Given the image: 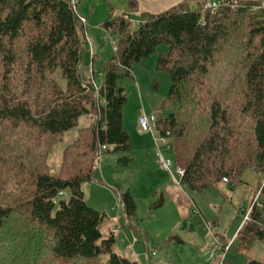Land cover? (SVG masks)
Here are the masks:
<instances>
[{
  "label": "trees",
  "instance_id": "1",
  "mask_svg": "<svg viewBox=\"0 0 264 264\" xmlns=\"http://www.w3.org/2000/svg\"><path fill=\"white\" fill-rule=\"evenodd\" d=\"M218 1L211 11L204 0H182L142 14L135 27L110 15L102 29L113 55L98 86L95 56L91 77L82 73L85 25L67 0H0V264H139L117 254L112 228L100 229L105 214L87 204L82 186L93 181L102 153L132 151L121 82L160 45L168 51L157 55L155 70L170 86L158 110L169 113L156 116V127L169 132L180 183L201 194L242 183L246 170L264 177V0ZM81 118L90 121L78 127ZM73 128L52 174L49 153ZM256 195L235 237L241 252L264 242V181ZM117 208L130 227L132 192L118 195Z\"/></svg>",
  "mask_w": 264,
  "mask_h": 264
},
{
  "label": "rangeland",
  "instance_id": "2",
  "mask_svg": "<svg viewBox=\"0 0 264 264\" xmlns=\"http://www.w3.org/2000/svg\"><path fill=\"white\" fill-rule=\"evenodd\" d=\"M85 4L88 10L93 7L97 18L102 9L107 10L104 0H87ZM82 6L83 4L81 8L78 6L79 14ZM190 6L195 8V4ZM91 21L89 23L92 25ZM88 27L94 31V36L89 40L97 41L101 46V49L95 52L94 58V68L98 73L95 75V83L99 86L103 80L101 67L113 55L114 40L99 27L85 25L83 31L86 32ZM87 45L88 42L82 49L81 68L85 77H91V55ZM167 51L165 45L158 46L156 54L137 63L132 69L131 77L122 80L127 98L122 111L123 126L129 134L132 151L126 154L102 153L96 162L98 170L93 174V181L82 186L85 200L91 208L105 214L100 226L104 235L108 234L111 223L120 216L124 232L120 229L113 231L116 239L115 250L117 254L123 255L122 249L125 247L139 264L141 260H146L148 252L154 253L156 259L162 260V264H213V258L216 264H220L222 260L230 264H247L248 258L263 261V241L255 243L245 255L237 250L233 237L238 225L243 223V212L254 199L256 200L259 185L264 181L263 176L246 170L241 178L242 183H222L216 189H208L201 194H191L188 188L182 185V189L189 197H193L203 214V218L200 215L193 220L191 200L188 197H182L183 201L179 197L166 196L162 186L169 181V177L167 173L160 171L158 164L151 165L150 151L156 148L151 134L140 131L138 117L144 113L147 116L154 114L163 118L169 113L158 110V103L167 94L170 79L166 73L155 70L157 55ZM84 56L88 61L86 63L85 60L83 64ZM153 82L157 83V88L153 87ZM89 121V118H81L78 127L87 125ZM75 137L76 128H73L65 132L51 149L47 162L52 174L58 172L62 151ZM160 150L164 158L174 166L171 152L165 147ZM154 152L156 157V150ZM121 157H128L131 162L123 166L118 162ZM155 159L157 163V158ZM128 190L136 201V215L131 218L130 227L125 224L121 209H117L118 195ZM160 199L162 206L157 207ZM259 200L264 201V197L261 196ZM188 224L191 227L190 232L185 231ZM192 234H195L196 242H185ZM145 237L148 241H145ZM180 239L183 242H180ZM206 248H209V260L201 255ZM213 253H216L215 256Z\"/></svg>",
  "mask_w": 264,
  "mask_h": 264
},
{
  "label": "crops",
  "instance_id": "3",
  "mask_svg": "<svg viewBox=\"0 0 264 264\" xmlns=\"http://www.w3.org/2000/svg\"><path fill=\"white\" fill-rule=\"evenodd\" d=\"M104 1H105L107 10H106V8L102 9V12L99 13L100 15L97 18L96 15H95V12L93 10V7H91V9L88 10V8H87V6L85 4L87 2V0H79V3L77 5V9H76L77 15L82 17V18H84L86 20V24H85L86 26H94V27L102 28L103 21L106 18H108L110 15L123 16V17L128 16V19H130V21L139 22L140 17H141L142 14H145V13L158 14V13L164 11V10H167V9L177 5L182 0H104ZM82 4H83V6H82L83 9L81 11V14H79L78 13V6H80V8H81ZM90 20H92L91 22H93L92 25H91V23H89ZM85 35H86V43L84 44V46L88 42L89 45H87V46H88L89 54L95 56V52L97 50H100L101 46L99 45V43L97 41H92V40L90 41L89 40L90 37L94 36V31L92 30V28L88 27V29H86ZM84 46H83V48H84ZM91 57H90V66H91ZM85 60H86V63H87L88 59L86 58V56H84L83 64L85 63ZM154 151H150V152H152V156L151 157L149 156V154H148V156L150 158L151 165H156L157 166L156 159H155L156 157L153 155V153H155ZM166 175L169 177V181H166L164 187L162 186L163 191L165 192L166 196H168V195L170 196L171 195L172 197H174V196L175 197H179L181 200H183L182 197H186V198L188 197L191 200V202H192V208H191V216L192 217L191 218L193 220H196V216H200V215L203 218V214H202L201 209L197 206L196 201L193 199V197H189L187 192L184 189H182V184L181 183H179V184L174 183L172 181V178L170 177V175L169 174H166ZM176 179L179 180V178L177 176H176ZM190 193L193 194L192 192H190ZM160 206H162V199H161V205ZM125 224H126V220H125ZM111 225L110 226H111L113 231H115L116 229H120L122 232H124L120 216H118L116 221L115 222L113 221V223H111ZM240 227H241V224L238 225V228H237V230L235 231V233L233 235L234 239H235L236 234H237V232H238ZM185 231L186 232H190L191 231L190 225L186 228ZM122 232H120V234ZM196 239L197 238L195 237V234H192V235L187 237L185 242H187V241L196 242ZM145 241H148L146 237H145ZM180 242H183V241L180 239ZM211 248L213 249L214 246H212ZM236 248H237V246H236ZM208 250H209V248H206L204 254H201L203 257H207V260H209V258H210ZM237 250L240 251L238 248H237ZM122 251L125 254L128 251V249H125V247H124V249H122ZM147 251H149V250H147ZM246 253L247 252H242V254H245V255H246ZM215 254L216 253H213V256H215ZM128 256L131 257L130 250H129V255ZM132 257L135 259L134 256H132ZM221 259H223V257H221ZM211 261H212L213 264H216L214 258L211 259ZM140 264H162V260L161 259H156V256H155L154 253L150 254L148 252L146 254V260H144V261L141 260ZM184 264H186V263H184ZM207 264H208V262H207ZM220 264H230V263H227L226 260H222Z\"/></svg>",
  "mask_w": 264,
  "mask_h": 264
},
{
  "label": "built area",
  "instance_id": "4",
  "mask_svg": "<svg viewBox=\"0 0 264 264\" xmlns=\"http://www.w3.org/2000/svg\"><path fill=\"white\" fill-rule=\"evenodd\" d=\"M67 2L69 3V5L71 6L72 10L76 13L77 15V11H76V7L79 3V0H67ZM234 3H236L234 1ZM220 6V2L218 0H214L211 2H206L204 5V8L206 10H211V11H215L218 7ZM79 21L81 22L82 25L86 24V20L80 16H78ZM139 22L137 21H131V25L132 26H136L138 25ZM113 46V45H112ZM156 115L152 114V115H145L144 113H142L139 117H138V127L140 129L141 132L143 133H150L153 141H154V146L156 148V158H157V164L160 168V170H162L163 172L167 173L170 175V177L172 178V181L176 184H179L183 175H184V170L182 168H178V167H174L172 166L171 162L169 160H166L160 150L161 147H165L166 150H169V142L167 139V136L169 134L168 131H165L163 134L161 135L156 127ZM106 148L102 147L101 151H104ZM100 153V152H99ZM172 167L174 169H172ZM96 168V167H94ZM176 176L179 178L176 179ZM224 182H226V179H223ZM59 195H63L62 193H60ZM257 199V196H256ZM249 213L250 210H248L244 216V221H247L249 219ZM224 250V249H223ZM225 250H227V247H225ZM224 250V251H225ZM126 255L129 254V252L127 251L125 253Z\"/></svg>",
  "mask_w": 264,
  "mask_h": 264
}]
</instances>
